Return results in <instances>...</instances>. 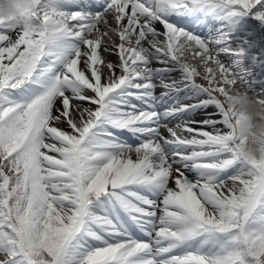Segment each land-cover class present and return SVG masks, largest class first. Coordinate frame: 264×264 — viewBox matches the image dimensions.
I'll return each mask as SVG.
<instances>
[{
	"label": "snow or ice",
	"instance_id": "6c2138e0",
	"mask_svg": "<svg viewBox=\"0 0 264 264\" xmlns=\"http://www.w3.org/2000/svg\"><path fill=\"white\" fill-rule=\"evenodd\" d=\"M31 4L0 20V264H264L221 103L264 97V0Z\"/></svg>",
	"mask_w": 264,
	"mask_h": 264
},
{
	"label": "clouds",
	"instance_id": "9594fccd",
	"mask_svg": "<svg viewBox=\"0 0 264 264\" xmlns=\"http://www.w3.org/2000/svg\"><path fill=\"white\" fill-rule=\"evenodd\" d=\"M31 7V0H0V20H19ZM221 103L242 140L237 145L239 155L264 160V97L258 98L244 87H235L227 90Z\"/></svg>",
	"mask_w": 264,
	"mask_h": 264
},
{
	"label": "bare ground",
	"instance_id": "6f19581e",
	"mask_svg": "<svg viewBox=\"0 0 264 264\" xmlns=\"http://www.w3.org/2000/svg\"><path fill=\"white\" fill-rule=\"evenodd\" d=\"M208 18V17H207ZM209 18H212V17H209ZM202 19H205L204 17H202ZM214 19V18H213ZM215 20V19H214ZM245 28L247 27V22L246 21H241L240 22ZM157 26H159V25H157ZM160 29V28H159ZM259 29H257V31H258ZM249 35H251V36H255L256 35V31H251V32H247L246 34H245V37L244 38H246L247 36H249ZM261 40H264V37H257V39L256 40H249V42H248V44H244V46L246 47V50L247 49H250V50H252V52H250L251 53V56L255 53V54H261V55H264V46H262L261 44H260V41ZM249 45H251V47H249ZM109 59H111V60H113V61H115L116 60V57L115 56H110V57H108ZM154 66H156V65H154ZM176 74H179L178 72L177 73H173V75H176ZM161 90L158 88L157 89V94H159V92H160ZM208 111L209 112H211V111H213V109H211V108H209L208 109ZM196 119H201V118H198V117H196ZM166 134V133H165ZM122 136L124 137V138H126V139H128L130 142H132V143H134L133 141V139L130 137V136H128L127 134H122ZM133 159H135V157L133 156Z\"/></svg>",
	"mask_w": 264,
	"mask_h": 264
},
{
	"label": "rangeland",
	"instance_id": "374dc122",
	"mask_svg": "<svg viewBox=\"0 0 264 264\" xmlns=\"http://www.w3.org/2000/svg\"><path fill=\"white\" fill-rule=\"evenodd\" d=\"M260 87H261V86H260ZM260 87H259V88H260ZM201 117H202V116H201Z\"/></svg>",
	"mask_w": 264,
	"mask_h": 264
}]
</instances>
